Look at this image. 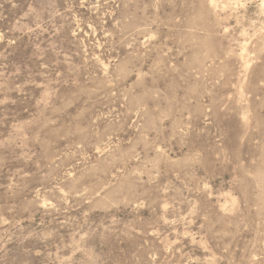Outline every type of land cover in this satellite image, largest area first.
Returning <instances> with one entry per match:
<instances>
[{"label":"rangeland","instance_id":"rangeland-1","mask_svg":"<svg viewBox=\"0 0 264 264\" xmlns=\"http://www.w3.org/2000/svg\"><path fill=\"white\" fill-rule=\"evenodd\" d=\"M0 264H264V0H0Z\"/></svg>","mask_w":264,"mask_h":264}]
</instances>
